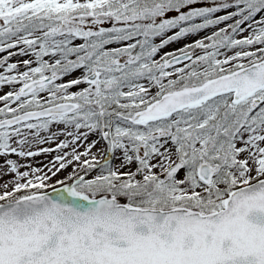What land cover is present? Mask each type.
<instances>
[{
    "label": "snow or ice",
    "instance_id": "6c2138e0",
    "mask_svg": "<svg viewBox=\"0 0 264 264\" xmlns=\"http://www.w3.org/2000/svg\"><path fill=\"white\" fill-rule=\"evenodd\" d=\"M197 5L0 0V264H264V0Z\"/></svg>",
    "mask_w": 264,
    "mask_h": 264
},
{
    "label": "rangeland",
    "instance_id": "374dc122",
    "mask_svg": "<svg viewBox=\"0 0 264 264\" xmlns=\"http://www.w3.org/2000/svg\"><path fill=\"white\" fill-rule=\"evenodd\" d=\"M199 7H205V6H213L212 5V0H198V5ZM224 14V12L222 11L221 13H217L215 15H222ZM231 23V22H229ZM225 25L224 24H221L219 27H224ZM216 28H211V29H208V30H205V31H202L199 36H192V37H189L187 40H182L180 43H174L170 46H168L164 51H171L175 48H179L181 46H183V44L185 43H188V42H191L192 40L194 39H199L203 36H206V35H209L211 34L212 31H215ZM248 33L245 32L243 35H247ZM237 38H241L240 36H238ZM13 51H17V50H13ZM231 54V53H229ZM7 53H0V58H3L4 56H6ZM30 57H21V56H15V57H12L9 59V63H15V62H18L20 60H23V59H29ZM0 71H3L2 68H0ZM20 71H24V68L22 66H20ZM17 88L19 87V85L16 86ZM14 90L12 87L10 86H7V85H4L2 87H0V95H2V93H7L8 91H12ZM75 90V89H74ZM3 94V95H4ZM13 107H15V105H12ZM60 139H62V136L60 137ZM44 147H55L54 144H46V145H43ZM55 153H51V154H47V155H42V156H39V157H35V158H31L30 160H27V161H21L22 163H30L32 164L34 167H43V165L45 164H48L50 160L53 159ZM11 159H17L16 157L12 156V157H9ZM3 161H4V158H3ZM3 163V162H2ZM118 163V161H117ZM22 171L23 170H26V169H21ZM69 172H62L61 174H59L58 177L54 178L53 181H51L50 183H53L55 184V180L56 179H63L64 176H66ZM9 176H12V174H7V175H4L3 177H0V185H2L3 183H5L6 181H8L9 179ZM3 191V188H0V192Z\"/></svg>",
    "mask_w": 264,
    "mask_h": 264
},
{
    "label": "bare ground",
    "instance_id": "6f19581e",
    "mask_svg": "<svg viewBox=\"0 0 264 264\" xmlns=\"http://www.w3.org/2000/svg\"><path fill=\"white\" fill-rule=\"evenodd\" d=\"M94 138V137H93ZM62 139H63V136H62ZM81 150H83V149H81ZM95 151V150H94ZM3 162V158L2 157H0V163H2ZM72 171V168L71 167H69L65 172H71ZM12 179V177L11 176H9V179H8V181L9 180H11Z\"/></svg>",
    "mask_w": 264,
    "mask_h": 264
},
{
    "label": "flooded vegetation",
    "instance_id": "af4514ba",
    "mask_svg": "<svg viewBox=\"0 0 264 264\" xmlns=\"http://www.w3.org/2000/svg\"><path fill=\"white\" fill-rule=\"evenodd\" d=\"M4 93H2V95H3ZM0 107H3V102H0ZM55 146V145H54Z\"/></svg>",
    "mask_w": 264,
    "mask_h": 264
},
{
    "label": "water",
    "instance_id": "95a60500",
    "mask_svg": "<svg viewBox=\"0 0 264 264\" xmlns=\"http://www.w3.org/2000/svg\"><path fill=\"white\" fill-rule=\"evenodd\" d=\"M57 187H58V186H57ZM48 191H49L50 194H53V193H51V189H49Z\"/></svg>",
    "mask_w": 264,
    "mask_h": 264
}]
</instances>
